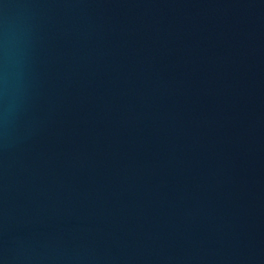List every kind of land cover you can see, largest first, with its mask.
<instances>
[{"label": "water", "instance_id": "water-1", "mask_svg": "<svg viewBox=\"0 0 264 264\" xmlns=\"http://www.w3.org/2000/svg\"><path fill=\"white\" fill-rule=\"evenodd\" d=\"M0 264H264V0H0Z\"/></svg>", "mask_w": 264, "mask_h": 264}]
</instances>
